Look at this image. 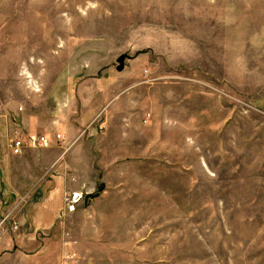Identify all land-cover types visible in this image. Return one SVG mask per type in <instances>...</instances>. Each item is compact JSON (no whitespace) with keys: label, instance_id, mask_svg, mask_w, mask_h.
Segmentation results:
<instances>
[{"label":"rangeland","instance_id":"obj_1","mask_svg":"<svg viewBox=\"0 0 264 264\" xmlns=\"http://www.w3.org/2000/svg\"><path fill=\"white\" fill-rule=\"evenodd\" d=\"M49 172L68 185L37 232ZM18 242L57 264H264V0H0V243Z\"/></svg>","mask_w":264,"mask_h":264},{"label":"crops","instance_id":"obj_2","mask_svg":"<svg viewBox=\"0 0 264 264\" xmlns=\"http://www.w3.org/2000/svg\"><path fill=\"white\" fill-rule=\"evenodd\" d=\"M61 166L62 168L58 167L60 171L63 170L64 165ZM1 171L4 180L3 168ZM50 177L51 179H45L44 177L42 184L45 186V192H43L40 200L34 204L31 215L32 227L37 232L39 230L41 232H54L53 228H55L62 207V196L68 185L67 177L62 174L50 173ZM22 249L19 242L13 245V249L0 243V264H55L57 260L60 261V256L51 255V251L55 249L49 245L43 244L32 254ZM64 262L67 263V261H61V264Z\"/></svg>","mask_w":264,"mask_h":264},{"label":"built area","instance_id":"obj_3","mask_svg":"<svg viewBox=\"0 0 264 264\" xmlns=\"http://www.w3.org/2000/svg\"><path fill=\"white\" fill-rule=\"evenodd\" d=\"M57 137L61 138L60 135H57ZM49 143H50V140H48V137L45 135H42L38 137L30 136L29 139L19 136L15 139H12L9 144H10L11 151L16 155H19L24 151L25 148L29 146H35V147L36 146H47L49 145ZM73 264H79L78 260L77 261L75 260Z\"/></svg>","mask_w":264,"mask_h":264},{"label":"water","instance_id":"obj_4","mask_svg":"<svg viewBox=\"0 0 264 264\" xmlns=\"http://www.w3.org/2000/svg\"><path fill=\"white\" fill-rule=\"evenodd\" d=\"M129 58V56L126 53L121 54L118 58H117V70L121 71L124 67V63H125V59Z\"/></svg>","mask_w":264,"mask_h":264}]
</instances>
